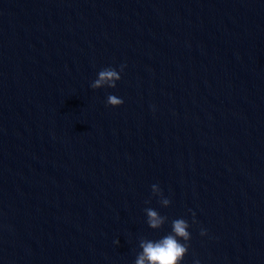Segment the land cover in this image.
<instances>
[{
	"label": "water",
	"instance_id": "95a60500",
	"mask_svg": "<svg viewBox=\"0 0 264 264\" xmlns=\"http://www.w3.org/2000/svg\"><path fill=\"white\" fill-rule=\"evenodd\" d=\"M177 217L182 264H264V0H0V264H134Z\"/></svg>",
	"mask_w": 264,
	"mask_h": 264
},
{
	"label": "clouds",
	"instance_id": "9594fccd",
	"mask_svg": "<svg viewBox=\"0 0 264 264\" xmlns=\"http://www.w3.org/2000/svg\"><path fill=\"white\" fill-rule=\"evenodd\" d=\"M124 66L119 69L108 66L99 70L96 78L91 82L90 87L93 89L101 87L115 88L117 81L121 79V73ZM106 103L111 106H119L123 103V99L114 94L107 96ZM151 192L154 196L159 197V203L167 207L171 201L164 196L162 189L158 184L153 183ZM148 203V201H146ZM146 214V223L152 229H160L166 222L167 217L152 207L144 209ZM193 221L195 214L193 213ZM191 225L188 220L183 217H177L171 220L170 230L158 238H141L139 240V251L136 254L134 264H182L185 255L189 249V241L191 233L189 231ZM207 234V229L201 228L200 235ZM114 243L119 244L117 239ZM193 264H201L199 259H195Z\"/></svg>",
	"mask_w": 264,
	"mask_h": 264
}]
</instances>
